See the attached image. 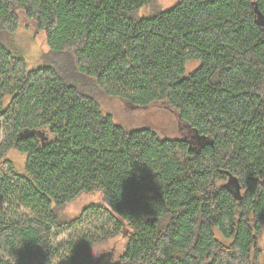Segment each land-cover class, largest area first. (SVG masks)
Listing matches in <instances>:
<instances>
[{
    "label": "trees",
    "instance_id": "16d2710c",
    "mask_svg": "<svg viewBox=\"0 0 264 264\" xmlns=\"http://www.w3.org/2000/svg\"><path fill=\"white\" fill-rule=\"evenodd\" d=\"M254 1L264 15V0H180L149 15L156 0H0V264H95L92 246L118 234L110 264H264ZM22 14L46 34L37 67L9 46ZM92 86L169 104L186 136L120 125ZM97 192L102 202L62 214Z\"/></svg>",
    "mask_w": 264,
    "mask_h": 264
},
{
    "label": "rangeland",
    "instance_id": "374dc122",
    "mask_svg": "<svg viewBox=\"0 0 264 264\" xmlns=\"http://www.w3.org/2000/svg\"><path fill=\"white\" fill-rule=\"evenodd\" d=\"M180 0H156L140 11L141 15H149L151 11L158 8H171ZM10 48L19 51L28 59L34 67L43 63L42 55L49 50L45 31L39 30L34 21H29L22 14L21 28L13 35L8 37ZM201 61L192 60L187 64V73L200 66ZM92 85V83H89ZM96 97L102 107L114 115L115 120L126 128H144L150 127L156 130L162 137L178 138L186 136V127L179 119V115L169 104L162 102L153 103L147 107L134 106L126 100L118 97L105 96L96 86ZM16 169L19 172L24 170L26 155L12 150L8 154ZM103 194L101 192L93 194H83L78 199L70 202L62 209L67 217L74 218L78 216L83 209L92 202H102ZM217 237L224 240L219 231L215 229ZM69 235H62L60 240H66ZM228 242V241H226ZM126 237L122 234L110 237L102 243H96L92 246L91 253L95 259V264H110L118 260L125 249ZM259 244L264 248V232L259 239Z\"/></svg>",
    "mask_w": 264,
    "mask_h": 264
},
{
    "label": "water",
    "instance_id": "95a60500",
    "mask_svg": "<svg viewBox=\"0 0 264 264\" xmlns=\"http://www.w3.org/2000/svg\"><path fill=\"white\" fill-rule=\"evenodd\" d=\"M254 8H255V12L257 14V18L260 20L261 24L264 25V15L262 14V11L258 7L257 1H254ZM23 135H24V133H22L21 136H23ZM238 191H240L239 188H238Z\"/></svg>",
    "mask_w": 264,
    "mask_h": 264
}]
</instances>
